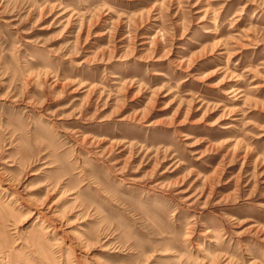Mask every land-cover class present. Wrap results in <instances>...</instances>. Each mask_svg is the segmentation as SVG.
<instances>
[{
    "label": "rangeland",
    "instance_id": "374dc122",
    "mask_svg": "<svg viewBox=\"0 0 264 264\" xmlns=\"http://www.w3.org/2000/svg\"><path fill=\"white\" fill-rule=\"evenodd\" d=\"M0 212V264H264V0H0Z\"/></svg>",
    "mask_w": 264,
    "mask_h": 264
},
{
    "label": "bare ground",
    "instance_id": "6f19581e",
    "mask_svg": "<svg viewBox=\"0 0 264 264\" xmlns=\"http://www.w3.org/2000/svg\"><path fill=\"white\" fill-rule=\"evenodd\" d=\"M1 213V212H0ZM209 235V234H208ZM210 239V238H209ZM202 249V248H201Z\"/></svg>",
    "mask_w": 264,
    "mask_h": 264
}]
</instances>
